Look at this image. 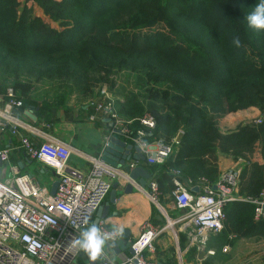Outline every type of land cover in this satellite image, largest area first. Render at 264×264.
<instances>
[{
	"label": "trees",
	"instance_id": "1",
	"mask_svg": "<svg viewBox=\"0 0 264 264\" xmlns=\"http://www.w3.org/2000/svg\"><path fill=\"white\" fill-rule=\"evenodd\" d=\"M33 1L58 27L29 13L19 0H0V96L5 99L12 87L22 102L16 110L33 108L48 121L51 104L62 100L55 99L59 95L35 98L34 80L75 79L81 95L95 96L99 78L112 68H125L136 74L144 92L115 98L120 115L133 118L131 127L136 128L135 118L147 110L156 121L149 139L169 143L178 136L161 162L158 191L163 186L173 199L170 168L193 179L216 180L220 154L242 162L239 193L254 195L264 189V161L251 158L257 144L264 159V30L250 28L245 19L261 0ZM154 21H168L167 35L146 29ZM248 106L259 109L258 123L241 121L221 130L224 113ZM223 210L215 242L264 240V215L254 218L251 203L233 200ZM186 240V233L179 232L180 244Z\"/></svg>",
	"mask_w": 264,
	"mask_h": 264
},
{
	"label": "built area",
	"instance_id": "2",
	"mask_svg": "<svg viewBox=\"0 0 264 264\" xmlns=\"http://www.w3.org/2000/svg\"><path fill=\"white\" fill-rule=\"evenodd\" d=\"M5 95L4 106L0 110V129L8 128L16 139V147L27 157L53 169L58 182L51 193L47 187L38 184L31 174L19 172L15 165H9V176L0 177V264H83L78 260L80 253L69 247V241L79 236L86 227L82 222L84 216L91 220L117 177L118 169L100 156L88 159L90 165L86 170L70 166L71 146L61 139L44 136L37 128L24 124L14 113V109L22 104L21 100L15 97L12 87L6 89ZM86 107L88 120L106 119L108 132L105 142L110 136H119L125 142L137 145L148 163L162 162L178 142V136L169 143L162 138L149 139L156 121L148 112L135 118L139 126L132 128L134 119L120 115L115 97L104 85L88 99ZM31 135H42L43 139L37 141ZM12 148H0L1 162H8ZM240 168L228 167L214 181L205 177L193 179L183 176L179 168H170L173 202L182 210L181 216L173 222H181L188 245L202 248L209 234L222 229L223 208L230 201L251 203L254 218L264 215V189L254 195L238 192ZM143 190L151 200L157 202L155 178ZM99 225L105 232L113 229L104 222ZM159 231L149 220L143 222L139 236L130 241V254L118 259L105 256L97 264H155L145 257L144 252L154 248L153 241ZM228 247L229 244H224L223 250Z\"/></svg>",
	"mask_w": 264,
	"mask_h": 264
},
{
	"label": "crops",
	"instance_id": "3",
	"mask_svg": "<svg viewBox=\"0 0 264 264\" xmlns=\"http://www.w3.org/2000/svg\"><path fill=\"white\" fill-rule=\"evenodd\" d=\"M89 98V96L78 95L76 99L62 100L57 105L51 104L50 120L48 121L37 117L35 110L30 107H25L22 112L15 108L14 113L24 124L31 125L41 131L42 135L67 142L71 146L68 164L86 170L90 165L89 160L94 156H100L108 132V123L105 118L95 121L88 120L86 103ZM78 99L79 101H77ZM3 106L4 99L0 96V110ZM122 117L126 118L127 116ZM42 135L31 136L33 139L41 141ZM15 144L16 139L10 134L8 128L0 129V148L13 147L8 162L0 163V177L9 176V165H15L19 172L31 174L38 184L50 190L56 179L53 169L37 160L29 159ZM153 147L154 145L151 143V148ZM131 151L133 152V148ZM254 159L260 162L264 161L261 157ZM130 161L122 167H116L118 169L117 177L112 181V185L116 183V186L110 188V190L114 189L115 198L110 200L109 190L99 205L101 206V216H99L98 223L104 222L110 228L123 229L117 238L123 236L126 242L130 243L139 236L143 222L149 220L156 228L160 229L153 241L154 248L144 252L145 257L154 261L155 264H264V240L256 237L235 239L232 235L231 238L235 240L233 239L234 241L229 244L227 250H223L224 244L214 241L217 232L211 233L202 251L189 252L192 250H189L191 246L188 245V237L184 244H180L176 229H172L173 224H180V221L173 222V220L181 216L182 210L175 206L172 197L170 198L169 194L164 192L163 186L162 190L158 191L160 201L157 200V202L151 200L143 190L151 179L155 178L157 181L158 174L162 170L161 162L148 163L145 158H138V160L131 158ZM218 165L219 171H222L231 166L240 168L242 162L240 159H231L230 161L225 155L220 154ZM132 168H136L137 175L135 179L129 180L128 172ZM139 179H144L145 184L141 185ZM127 183L131 186L130 190L126 189ZM96 216L97 209L91 220L93 221ZM130 252L127 248L117 250L108 246L105 248V256L115 259L130 254ZM78 260L83 264L90 263L83 253L79 254Z\"/></svg>",
	"mask_w": 264,
	"mask_h": 264
},
{
	"label": "rangeland",
	"instance_id": "4",
	"mask_svg": "<svg viewBox=\"0 0 264 264\" xmlns=\"http://www.w3.org/2000/svg\"><path fill=\"white\" fill-rule=\"evenodd\" d=\"M19 1H20V6L25 3V5L29 8V13L34 12L35 14L40 15L48 25L52 27H56V26L58 27L56 21L50 20L48 16L42 12V9L39 7L37 2L33 0H19ZM168 25H169L168 21H154L151 23L150 26L146 27V29L151 33H158L159 35L164 36L167 35ZM103 85L106 86L111 91V93L115 98H119L120 100L127 98L131 94H136L140 97L144 92L143 86L140 80L138 79V77L136 76V74L125 68L110 69L109 74L106 76V78H99L98 81L95 82L93 86V92ZM79 92L80 91L78 87V81H76L75 79H66L63 82H60L57 79H41V80L33 81V89L31 95H33L38 100L41 99L52 100L53 97L55 96L58 97L59 95V97L55 99L67 101L71 99H76L78 95H81ZM91 96L92 95H89V97ZM77 101H79V99ZM145 112H149V111L146 110ZM260 116L261 114L258 108H256L255 106H248L246 108L238 109L236 111L224 113L219 118V126L221 130L226 131L232 129L238 122L241 121L258 123L260 121ZM178 132H180V129L177 131V134ZM225 157H227V159L229 158L230 161L232 159V157L229 155H225ZM255 157L260 159L257 151V144H255L253 152L251 154V158L254 159ZM180 226H181L180 224L172 225V229L173 228L176 229L178 237H179V232H182L181 229L179 230ZM172 232H174V230H172ZM204 247L202 248L200 247L199 249L195 247V250L202 251Z\"/></svg>",
	"mask_w": 264,
	"mask_h": 264
},
{
	"label": "clouds",
	"instance_id": "5",
	"mask_svg": "<svg viewBox=\"0 0 264 264\" xmlns=\"http://www.w3.org/2000/svg\"><path fill=\"white\" fill-rule=\"evenodd\" d=\"M245 19L250 28L264 30V0H261L255 6L254 11L248 14ZM233 42L239 47V38H235ZM82 222L86 227L80 231L79 236L69 241V247L77 249L78 253L87 256L90 264H97V261L105 258L106 246L123 229L113 228L111 232H105L98 222L90 220L88 216H84Z\"/></svg>",
	"mask_w": 264,
	"mask_h": 264
},
{
	"label": "water",
	"instance_id": "6",
	"mask_svg": "<svg viewBox=\"0 0 264 264\" xmlns=\"http://www.w3.org/2000/svg\"><path fill=\"white\" fill-rule=\"evenodd\" d=\"M132 148H133V152L131 151ZM100 158L104 160L105 162H107L108 164L119 168L125 165L126 163L127 164L130 163L131 158L138 160V158H145V157H144V154L140 152L139 147L137 145L127 143L124 140L120 139L118 136H110L108 140L102 146ZM0 163H1V160H0ZM136 175H137L136 168H132L128 172L129 180L135 179ZM57 182H58L57 179L53 181L52 186L50 188L51 193L55 191ZM129 183L126 184L127 190L131 189V186ZM139 183L141 185H144L145 184L144 179H139ZM112 186L115 187L116 183H113ZM194 189L196 190L197 188L195 187ZM109 196H110V200L115 198L114 189L110 190ZM100 210H101V206L97 208V216L94 218L93 221L98 222L99 216H101ZM107 246L112 247L115 250L127 248L129 251H132L130 247V243L126 242L123 236L116 238L114 241H110Z\"/></svg>",
	"mask_w": 264,
	"mask_h": 264
}]
</instances>
